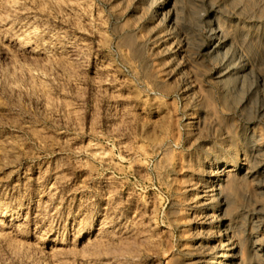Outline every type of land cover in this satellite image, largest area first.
I'll return each mask as SVG.
<instances>
[{"label":"rangeland","instance_id":"rangeland-1","mask_svg":"<svg viewBox=\"0 0 264 264\" xmlns=\"http://www.w3.org/2000/svg\"><path fill=\"white\" fill-rule=\"evenodd\" d=\"M137 4L0 0V210L8 211L0 264H189L205 249L186 188L200 158L228 155L234 115L207 75L196 90L208 126L190 132L195 105L182 94V73L138 40L152 30L135 20ZM168 8L189 53L205 21L220 18L232 53L252 65L226 102L244 98L236 120L259 124L264 3L172 0ZM255 180L261 193H231L229 213L247 238L264 226V177Z\"/></svg>","mask_w":264,"mask_h":264},{"label":"bare ground","instance_id":"bare-ground-1","mask_svg":"<svg viewBox=\"0 0 264 264\" xmlns=\"http://www.w3.org/2000/svg\"><path fill=\"white\" fill-rule=\"evenodd\" d=\"M171 1L138 0L134 18L150 26L152 34L146 37L136 32L135 35L142 45L164 56L166 65H172L182 73V94L195 105L192 118L187 122L190 132L200 135L208 126L207 114L204 115L196 90L198 85H203L207 75H212L209 84L211 90L215 84L220 87L219 100L216 102H223L224 107L234 115L227 128V136L223 138V142L229 146L225 150L228 155L225 156L220 150L212 158H200V175L192 179L190 189L186 188L190 199L193 198L195 202L188 220L191 223L194 217H200L192 223L196 232L201 234L200 247L205 248L198 250L189 264H253L254 261L264 264V226L252 232L248 238L244 237L239 232L234 213H229L232 190L243 186L254 194L261 193L258 190L261 184L255 179L264 177V124L261 125L264 123V102L257 109L259 124L252 120H236L237 114L245 117L247 108L244 98L237 97L234 102H226L228 95L236 92L242 76L252 70V65L232 53V38L216 15L205 21L204 31L196 38V49L189 53V37L179 25L174 11L167 9ZM251 3L261 6L264 0H251ZM192 65L198 70L195 78L190 70ZM252 89L258 93L257 85L252 86ZM208 100L214 103V93H210ZM198 112L202 119L199 117V120H195ZM154 143L156 146L158 141ZM260 209L263 208L256 209V212ZM0 216L7 217L8 211L0 210ZM5 226L8 224L3 221ZM202 233L205 235L202 236Z\"/></svg>","mask_w":264,"mask_h":264}]
</instances>
